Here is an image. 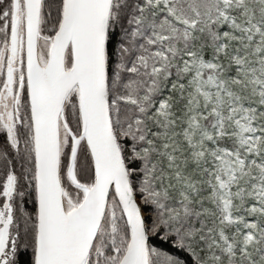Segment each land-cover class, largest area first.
<instances>
[{
	"label": "snow or ice",
	"instance_id": "snow-or-ice-1",
	"mask_svg": "<svg viewBox=\"0 0 264 264\" xmlns=\"http://www.w3.org/2000/svg\"><path fill=\"white\" fill-rule=\"evenodd\" d=\"M0 264H264V0H0Z\"/></svg>",
	"mask_w": 264,
	"mask_h": 264
}]
</instances>
